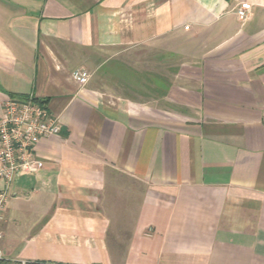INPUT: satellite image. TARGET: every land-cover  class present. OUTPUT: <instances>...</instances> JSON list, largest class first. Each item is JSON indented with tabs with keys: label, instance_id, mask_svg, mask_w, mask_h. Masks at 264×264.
<instances>
[{
	"label": "crops",
	"instance_id": "1",
	"mask_svg": "<svg viewBox=\"0 0 264 264\" xmlns=\"http://www.w3.org/2000/svg\"><path fill=\"white\" fill-rule=\"evenodd\" d=\"M28 97L60 128L0 264H264V0H0V114Z\"/></svg>",
	"mask_w": 264,
	"mask_h": 264
},
{
	"label": "built area",
	"instance_id": "2",
	"mask_svg": "<svg viewBox=\"0 0 264 264\" xmlns=\"http://www.w3.org/2000/svg\"><path fill=\"white\" fill-rule=\"evenodd\" d=\"M239 20L250 15V5L242 3L236 11ZM80 85L87 83L90 73L83 68L74 71ZM59 123L46 106L33 97L7 99L0 114V179L4 187L0 190V224L8 200V185L19 173H32L38 168L35 159L40 139L59 132ZM2 234L0 232V238ZM3 258L0 252V259ZM11 264H43L34 260L16 259Z\"/></svg>",
	"mask_w": 264,
	"mask_h": 264
},
{
	"label": "rangeland",
	"instance_id": "3",
	"mask_svg": "<svg viewBox=\"0 0 264 264\" xmlns=\"http://www.w3.org/2000/svg\"><path fill=\"white\" fill-rule=\"evenodd\" d=\"M113 214H114V213H113ZM115 216L117 217V216H119V215H117V213H115V215H113V217H115Z\"/></svg>",
	"mask_w": 264,
	"mask_h": 264
}]
</instances>
